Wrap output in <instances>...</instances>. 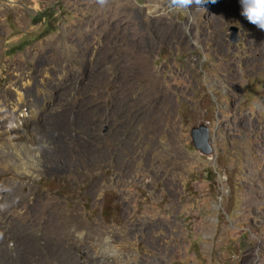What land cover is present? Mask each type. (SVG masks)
<instances>
[{"label":"rangeland","instance_id":"1","mask_svg":"<svg viewBox=\"0 0 264 264\" xmlns=\"http://www.w3.org/2000/svg\"><path fill=\"white\" fill-rule=\"evenodd\" d=\"M0 2V131L23 128L0 263L264 264V31L239 0Z\"/></svg>","mask_w":264,"mask_h":264},{"label":"clouds","instance_id":"2","mask_svg":"<svg viewBox=\"0 0 264 264\" xmlns=\"http://www.w3.org/2000/svg\"><path fill=\"white\" fill-rule=\"evenodd\" d=\"M216 0H168L169 7L174 11L187 13L192 7L203 8L207 3ZM241 15L261 31H264V0H239Z\"/></svg>","mask_w":264,"mask_h":264},{"label":"water","instance_id":"3","mask_svg":"<svg viewBox=\"0 0 264 264\" xmlns=\"http://www.w3.org/2000/svg\"><path fill=\"white\" fill-rule=\"evenodd\" d=\"M230 40L236 42L239 39L236 26H230ZM108 127H103V132L107 131ZM190 139L193 146L202 154L209 155L213 147L211 145L210 129L206 123L194 124L190 127Z\"/></svg>","mask_w":264,"mask_h":264},{"label":"bare ground","instance_id":"4","mask_svg":"<svg viewBox=\"0 0 264 264\" xmlns=\"http://www.w3.org/2000/svg\"><path fill=\"white\" fill-rule=\"evenodd\" d=\"M2 2H0V4H1ZM2 5H4L3 3H2ZM3 7H0V13L1 12H3ZM23 110V109H22ZM19 111V110H18ZM16 109H15V113L13 114V116H14V121H15V123H13L12 124V126H11V128H6L5 130H3L2 132L0 131V158L2 157V155L3 154H6L7 155V153H5L6 151H7V149H6V147H3V145L5 144H7V143H11V141H9V140H11V137H13L14 138V141L13 142H15V141H19L20 139V136H21V133H22V130H23V128H22V124H21V121H20V119H21V115L22 114H20V112H18ZM14 125V126H13ZM14 127H15V129H14ZM11 129H14V130H11ZM9 139V140H8ZM22 142H20V144H21ZM12 144V143H11ZM16 144V143H15ZM9 146V145H8ZM19 146V145H18ZM13 147V146H12ZM18 148V147H17ZM10 149V148H9ZM13 149V148H12ZM14 150V149H13ZM15 151V150H14ZM17 151V150H16ZM12 152V151H11ZM21 157V156H20ZM6 160H8V159H6ZM5 161V160H4ZM3 162V161H2ZM7 162V161H6ZM5 162V163H6ZM1 164H3V163H1ZM11 164V163H10ZM2 166V165H1ZM0 166V167H1ZM3 167V166H2ZM15 167V166H14ZM6 168V167H5ZM0 264H2V263H0Z\"/></svg>","mask_w":264,"mask_h":264},{"label":"trees","instance_id":"5","mask_svg":"<svg viewBox=\"0 0 264 264\" xmlns=\"http://www.w3.org/2000/svg\"><path fill=\"white\" fill-rule=\"evenodd\" d=\"M41 16H44L43 15H40ZM56 28L53 27V26H50L49 24H46V27H45V30L41 33V37L48 34V33H51L55 30ZM24 44H26L25 42H23L19 47L18 49H21ZM116 74L114 72H111L109 70H106V74L104 75V80H105V84L100 88V94H102V97L99 96V92L95 91V92H91L90 95L91 97L93 98V101L95 103V105H97L98 103H100L101 101L104 100V98L108 97L109 96V93L113 91L114 87L111 86L109 84L110 81L112 80H115L116 79ZM103 125V123H99L98 126H99V130H98V133L100 134L101 133V126Z\"/></svg>","mask_w":264,"mask_h":264}]
</instances>
